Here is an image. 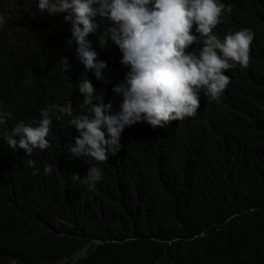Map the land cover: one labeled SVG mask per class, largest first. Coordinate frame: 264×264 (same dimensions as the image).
I'll return each instance as SVG.
<instances>
[{"label":"trees","instance_id":"1","mask_svg":"<svg viewBox=\"0 0 264 264\" xmlns=\"http://www.w3.org/2000/svg\"><path fill=\"white\" fill-rule=\"evenodd\" d=\"M222 2L231 12L213 31L253 32L247 67L227 70L218 98L201 94L194 116L166 131L133 124L123 148L95 162L68 152L61 127L58 107L75 115L84 71L65 14L0 0V110L11 112L0 125V264H264V0ZM87 39L105 80L126 69L115 45ZM52 105L49 147L12 152V126ZM91 166L102 171L92 188L72 178Z\"/></svg>","mask_w":264,"mask_h":264},{"label":"clouds","instance_id":"2","mask_svg":"<svg viewBox=\"0 0 264 264\" xmlns=\"http://www.w3.org/2000/svg\"><path fill=\"white\" fill-rule=\"evenodd\" d=\"M36 9L50 16L64 13L63 20L70 25L67 43L75 42L76 58L84 70L76 83L82 99L72 100L75 115L70 102L59 106V117L62 131L67 129L74 140L68 152L95 162L121 150L133 124L166 131L195 115L201 94L218 98L229 83L227 70L247 67L254 36L241 28L218 37L213 29L231 12L222 0H37ZM5 20L0 14V26ZM89 34H96L101 47L116 46L119 64L126 68L122 73L105 80L106 62L97 59ZM194 44L200 45L196 52L190 48ZM62 59L66 69L68 63ZM88 72L104 82L113 102L103 100ZM50 107L57 106H46L38 119L12 126L3 137L12 152L20 149L30 156L34 149L49 147ZM10 116L11 112L0 110V125ZM26 163L34 165L31 159ZM43 172H50L47 165ZM101 176V169L91 166L82 178L76 174L72 178L92 188Z\"/></svg>","mask_w":264,"mask_h":264},{"label":"bare ground","instance_id":"3","mask_svg":"<svg viewBox=\"0 0 264 264\" xmlns=\"http://www.w3.org/2000/svg\"><path fill=\"white\" fill-rule=\"evenodd\" d=\"M166 126H164L163 128H165Z\"/></svg>","mask_w":264,"mask_h":264}]
</instances>
